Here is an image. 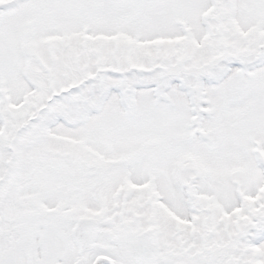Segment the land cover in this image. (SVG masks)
Listing matches in <instances>:
<instances>
[{
  "label": "snow or ice",
  "instance_id": "obj_1",
  "mask_svg": "<svg viewBox=\"0 0 264 264\" xmlns=\"http://www.w3.org/2000/svg\"><path fill=\"white\" fill-rule=\"evenodd\" d=\"M0 264H264V0H0Z\"/></svg>",
  "mask_w": 264,
  "mask_h": 264
}]
</instances>
